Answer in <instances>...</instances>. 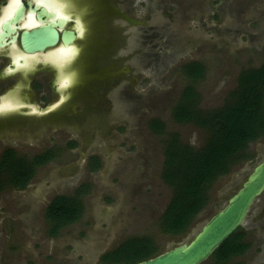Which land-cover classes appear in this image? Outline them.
Instances as JSON below:
<instances>
[{
	"label": "rangeland",
	"instance_id": "374dc122",
	"mask_svg": "<svg viewBox=\"0 0 264 264\" xmlns=\"http://www.w3.org/2000/svg\"><path fill=\"white\" fill-rule=\"evenodd\" d=\"M41 1L46 7L53 4ZM123 3L127 15L114 8L119 0H90L80 6V15L90 13L86 16L95 27L96 18L103 21L106 11L107 19L98 27L106 29V36L100 35L92 49L96 59L111 58V63L96 62L92 72L80 71V83L65 95L71 110L61 108L52 116L31 120L33 129L57 124L51 131L7 138L18 156L30 159L54 148L57 158L39 167L25 190L0 193V264H103V254L128 239L144 237L162 253L189 241L264 156V140L248 144L244 158L210 187V201L191 228L176 237L161 231V215L171 197L170 187L161 179L168 135L175 133L182 144L195 149L207 139L205 130L178 124L170 114L189 83L180 67L201 63L204 75L195 84L198 108L206 112L221 107L235 88L238 74L262 61L264 0ZM117 24L123 25L122 30ZM72 54L68 51L56 58L57 67L71 66ZM140 66L143 69L137 70ZM43 92L36 91V102H46ZM153 120L163 124L162 135L150 129ZM68 124L81 126L84 133H67ZM71 142L75 147L68 146ZM4 144L0 142V152ZM92 156L100 159L97 172L88 167ZM83 183L90 185V191L82 198V218L57 238L49 237L44 218L47 203L56 195L71 196ZM263 201L264 194L238 229L251 247L233 264H264V238L260 230L252 229ZM202 264L213 262L209 257Z\"/></svg>",
	"mask_w": 264,
	"mask_h": 264
},
{
	"label": "trees",
	"instance_id": "16d2710c",
	"mask_svg": "<svg viewBox=\"0 0 264 264\" xmlns=\"http://www.w3.org/2000/svg\"><path fill=\"white\" fill-rule=\"evenodd\" d=\"M180 68L189 83L170 114L178 124H190L205 130L207 139L195 149L182 144L175 133L168 135L161 179L170 187L171 197L161 215L160 229L172 237L182 236L191 228L194 219L210 201V187L218 178L228 175L244 158L248 144L264 140V56L258 67L238 74L235 88L223 105L214 111L203 112L198 108L199 96L195 84L203 78L202 64L190 62ZM149 125L156 134H163L164 126L158 120L151 121ZM75 145L71 142L68 146L73 148ZM56 158L54 148L30 159L18 156L13 149H5L0 154V193L9 189H25L37 169ZM88 164L92 172L100 168L97 156L90 157ZM89 191L90 185L83 183L71 196L59 195L51 200L44 212L49 237H56L61 230L82 218V198ZM238 229L213 252L210 257L213 264H228L230 259L249 250L251 243L244 241L245 235ZM157 254L158 247L148 237L128 239L103 255L101 262L135 264Z\"/></svg>",
	"mask_w": 264,
	"mask_h": 264
},
{
	"label": "flooded vegetation",
	"instance_id": "af4514ba",
	"mask_svg": "<svg viewBox=\"0 0 264 264\" xmlns=\"http://www.w3.org/2000/svg\"><path fill=\"white\" fill-rule=\"evenodd\" d=\"M89 1L90 0H52L55 7L52 6V9H48V7L42 5L38 0H17V2L16 0H0V142L6 144L3 145L4 148L0 154L5 149L9 148L16 152L13 147L8 145L9 140L7 138H27L28 135L31 137L32 133H47L48 131H51V128L55 127L57 124L44 127L41 125L39 128L36 127L33 129L31 120L38 119L34 117L38 115H33L34 108L36 106L44 108L48 105L59 103L57 108L51 114L44 115L46 118L54 115V113L61 108H65L67 111L71 110V106L67 99H65V95L69 89L75 88L80 83V71L83 73L92 72L91 67L96 62L98 65L104 64L105 66L108 63H111V58L108 59L99 56L98 59H96L97 53H94L92 49L94 41L97 42V40H100V35L104 34L106 36V29L102 27L99 29L98 27L100 26V22L106 21L107 16L105 11L103 13V21L99 20L100 17L96 18L95 27V22H93V25V23H91L92 19L89 18L90 13L87 12L89 17L86 16L87 13L85 15H80V6H83L84 3ZM36 3H38L40 8H43L47 14L53 15V17L47 20L43 18L39 23L37 18L33 17L30 12V9L33 8ZM28 4L31 6H28ZM20 6L24 8L23 17L17 23H14L17 8ZM114 8L121 10V12H124L127 15L123 0H119V5L114 6ZM50 21H54V23H58L59 21L62 22L61 27H55L58 33L57 45L44 52L36 54L23 50L19 38L21 32L24 30L31 31L33 29V24L39 26ZM117 26L122 30L123 25L117 24ZM63 33H70L71 39L67 38L66 42H64ZM16 34H18V36ZM68 51H72V55L75 57L73 64L65 68L57 67L56 58L65 55ZM119 55V57L122 58V45L119 46ZM52 57L55 58L54 62L52 61ZM142 69V66L137 68V70ZM82 83L88 84L87 82ZM37 90L44 91L42 95H45V98H48L45 103L42 104L41 100L40 103L36 102L35 95ZM114 103L115 101L112 102V104ZM62 116L68 121L69 119L66 116L71 115L66 113V116ZM80 127L81 126H75L74 124H68V126H65V128L69 130L67 133H84L82 129H79ZM1 138L4 140H1ZM54 197L50 199L45 209ZM261 209V215L255 218L252 224V229H257V231L260 230V237L263 239L264 201L261 204ZM46 224L48 227L47 222ZM63 230H61L59 234ZM58 235L53 238H57ZM248 252L249 250L242 256L230 259L228 264H233V260L245 256ZM252 260L253 259H251V261Z\"/></svg>",
	"mask_w": 264,
	"mask_h": 264
},
{
	"label": "water",
	"instance_id": "95a60500",
	"mask_svg": "<svg viewBox=\"0 0 264 264\" xmlns=\"http://www.w3.org/2000/svg\"><path fill=\"white\" fill-rule=\"evenodd\" d=\"M28 6L31 5L28 4ZM30 12L39 23L43 18L47 20L53 17L43 8L41 9L38 3L30 9ZM23 14L24 8L18 7L14 23L21 20ZM56 26L61 27L62 22L50 21L39 26L33 24L31 31H22L19 37L22 49L36 54L56 46L58 43ZM67 38L71 39V34L63 33L64 42ZM58 105L59 103H56L44 108L36 106L33 115H38L34 117L42 119L44 115L51 114ZM263 193L264 156L253 166L240 187L228 197L224 206L211 215L189 241L175 245L171 249L135 264H202L226 239L243 226L252 205Z\"/></svg>",
	"mask_w": 264,
	"mask_h": 264
},
{
	"label": "bare ground",
	"instance_id": "6f19581e",
	"mask_svg": "<svg viewBox=\"0 0 264 264\" xmlns=\"http://www.w3.org/2000/svg\"><path fill=\"white\" fill-rule=\"evenodd\" d=\"M38 1H40V3H43L41 0H38ZM48 1H49V0H48ZM16 2H17V0H16ZM49 4H50V3H49ZM16 5H17V4H16ZM52 6H53V7H55V6H54V5H52V4H51V5H49L48 7H49L50 9H52V8H51ZM16 8H17V7H16ZM56 14H57V13H56ZM27 19H28V18H27ZM33 21H34V20H33ZM54 52H55V51H54ZM44 56H46V55H44ZM42 62H43V61H42Z\"/></svg>",
	"mask_w": 264,
	"mask_h": 264
}]
</instances>
